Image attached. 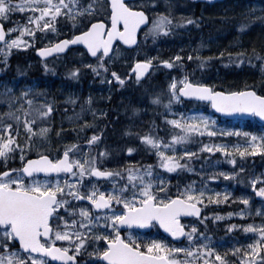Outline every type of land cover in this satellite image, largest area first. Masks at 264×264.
I'll list each match as a JSON object with an SVG mask.
<instances>
[{"label":"snow or ice","instance_id":"obj_1","mask_svg":"<svg viewBox=\"0 0 264 264\" xmlns=\"http://www.w3.org/2000/svg\"><path fill=\"white\" fill-rule=\"evenodd\" d=\"M158 7V0H0V21L11 22V16L17 11L27 9L31 13L24 27L6 29L0 23L3 64L7 67L13 47L28 46L21 40L25 32L32 39L37 30L55 33L59 18L61 26L64 21L72 22L70 33L36 48L41 57L59 54L70 45L83 46L82 55L94 58L96 63L83 64L81 61L82 67L90 68L108 83L115 80L119 85L126 80L139 84L141 78L146 80L160 65L182 69V57L176 54L169 59L132 56L123 75L110 70L113 59L125 46H129L126 51L134 49L139 56L142 43L149 37L155 41L180 23H195L192 18H181L174 25L171 13L157 11ZM17 30L20 35H10ZM244 55L237 53V61ZM247 58L251 62V55ZM257 58L264 68V55L257 54ZM187 59L193 60L191 52ZM196 59L202 67L209 57H201L197 51ZM45 70H49L47 64ZM51 71L55 72V68ZM80 72V67H73L67 74L78 78ZM31 91L28 89L16 96L4 85L0 92L7 105L6 111H0V264H81L77 257L88 248H92L88 255L95 258L93 264H264V219L259 223H227L226 232L241 229L244 233H252V237L247 244L237 242L221 252L213 246V236L206 223L208 216L201 212L209 203L232 202L229 197L233 194L227 188L216 191L209 187L210 181L221 177L236 180L241 173L247 177L254 195L264 200V170L257 173L249 168L245 172L246 157L259 154L264 158V132L224 128L215 117L195 109L187 113L171 111L173 103L191 98L210 102L219 113H250L264 118V94L248 86L235 91L215 90L189 79L188 74L179 80L171 77L166 90L151 94L150 103L162 106L175 117L164 115L165 122L173 127L166 137L139 135L146 148L155 152L156 166L130 160L123 166L109 168L105 163L109 152L101 147L103 125H90L87 120L81 126L93 128L84 141L87 149L77 143H67L58 146L53 153L49 147L53 102L44 103L29 96ZM42 95L35 93V97ZM88 105L95 116L97 110L91 107L90 97ZM81 111H84L83 105ZM131 111L136 113L140 109L132 107ZM98 114L106 113L100 110ZM75 115L79 117V113ZM61 132L58 128L55 135L63 139ZM204 136L211 142H204L201 139ZM225 137L229 140H224ZM232 137L236 139L231 141ZM189 141L195 143L194 149L184 147ZM94 142L97 150L93 154ZM133 151L132 147L127 148L128 153ZM204 152L209 155L219 152L234 166L239 157L240 164L231 170L211 174L206 173L202 165L199 186L196 181H188L183 187L177 184L173 192L170 181L159 169L168 173L195 172L191 161L207 160L208 156H199ZM16 161L19 166L12 167L11 163ZM249 199L247 195L233 197L244 205L249 204ZM256 213L264 217V211L259 208ZM211 215L220 221L225 216L244 217L252 213L239 209ZM189 217L196 220L182 222ZM157 225L171 238L183 237L186 243L177 246L179 241L170 243L165 239H143L133 235V231Z\"/></svg>","mask_w":264,"mask_h":264},{"label":"rangeland","instance_id":"obj_2","mask_svg":"<svg viewBox=\"0 0 264 264\" xmlns=\"http://www.w3.org/2000/svg\"><path fill=\"white\" fill-rule=\"evenodd\" d=\"M159 7L156 9L157 11H163L165 14H168L169 12L171 13L173 23L174 25L176 24L177 21H179L181 18H193L194 16H214V17H228L231 16L235 11H237L241 15H251L253 17L252 26H248L249 24H244L246 27L240 28L241 33H239V37L243 39L251 38L250 35H255L256 37H262L263 32H264V23L260 21L262 16H264V5H261V3H255L253 6L250 5H239L238 8L236 6L234 7L233 2H225L222 5H211V4H205L200 6L199 8L194 7V8H189L185 7L184 0H158ZM229 3V4H227ZM29 10L25 11H17L14 13V15H18L19 17L22 16L21 21L16 22L14 20L9 21H4L9 27H24L27 25L28 21V16L30 15ZM23 21V22H22ZM70 23V24H68ZM64 26H61V23H59V18H58V23H57V32L53 33L48 30H44V32H40L37 30L35 34V38L32 39L28 36L27 32H25L21 36V40L24 42L28 43L27 47L21 46L20 48L13 47L12 49H20V50H26L29 49L35 42H39L40 45H49L50 42H55L57 39H60L64 34H69L71 30V21H64L63 22ZM233 24V23H232ZM192 24H183L180 23L176 27L179 29V33H177L173 38H170L171 40H166L161 43L160 46H156L155 49L153 50L152 53L147 52L144 49H140V55L137 56L136 52L133 54L136 58H144V56H153V57H159L161 59H169L170 57L179 54L182 58L186 55H188L189 52L193 55V58L196 57L197 51L199 52V55L202 57L203 54H211L212 56L216 57L218 60L222 59L225 55L233 54L234 48L238 49H244L248 48V50L251 48V43L250 40L243 42L240 47H237L234 44V40L231 38H235L236 34H234L235 30H233V35L231 38H229V32H225L219 35H216L214 37H204V36H197L194 34L192 36V29L190 28ZM251 25V24H250ZM12 36L15 35H20V32L14 31ZM200 35V34H199ZM234 36V37H233ZM244 41V40H243ZM152 38L149 37L147 40L146 45L147 46H152ZM256 44V43H255ZM264 48V43L263 47ZM11 49V50H12ZM221 52L224 54L221 55ZM264 52V51H263ZM83 52L77 51L71 59H66L63 61H53L51 64H47L48 68L54 67L55 65H59L55 71H60L62 72L68 80L67 86L65 83H60L57 82L58 84L61 85V87H64L62 90H65V93L62 94L59 91H56L57 93H54L52 97V94L50 96H40V97H35V92H29V96H33L36 99L43 100L44 103L48 102H53L54 105V111L51 113V117L54 118V120L51 123V129L50 132L53 133V138L57 139L56 144H52L51 147H53L56 151L57 146L67 144V143H74L75 140V135L73 136H68L65 138L66 143H61L59 142L60 138H58L55 135V130L56 129H62L61 136L63 135V132L67 129L66 124H62L64 121V118L61 116L60 112H68L70 109H61L58 108L57 105L60 103L61 105H74L76 106L75 108H71L73 112L79 113V117L74 115H69L65 120H69V118H75L80 122L79 128H75V131H78V134L81 136L83 133L86 132H91L93 131L92 127L89 126H83L84 121L87 120L90 125L95 124V125H103V134L105 133V142L107 141V138H111L112 140L106 143H109L108 148H106L109 152V155L105 159V163L109 168L112 167H119L125 165L127 162L130 160L134 163L143 165V164H152L154 167L157 164V158L155 157H150L149 154H152V151H149L146 146L144 145L143 141L139 139V135L143 134H149L145 132L146 130L151 129L150 125V114L153 109L152 105L148 104L147 97L152 94L149 85L153 86V93H159L161 90L156 86V83L154 80H152V77L147 80L144 83H139L138 85H142L143 88H145V97L141 100V96L138 94H135L136 92V86L135 84L131 81L129 82L131 91L130 92H121L120 90H116L117 87H115L114 83L115 80H112L111 83L107 82V79H102L101 76L93 73L90 68L82 67L81 61H83V64H95L96 62L91 61L85 57V55H82ZM264 55V54H260ZM255 59L259 62L257 65H261L262 61L259 60L257 57ZM129 61L125 62H119V63H124L128 64ZM0 63H3V56L0 55ZM118 63L115 58L113 59L111 63V67L116 65ZM154 64H156V61H153ZM228 68H226V77L230 80H232L234 73L232 72L233 68L232 66L235 65L234 60H230L227 62ZM160 65L156 68L155 72L159 73L161 70ZM39 68L40 70H45V64L41 65L38 64L36 60H28L26 63V69L27 71H34L35 68ZM73 67H80L81 72L78 74V78H73L69 76L67 73L68 71L73 68ZM230 68V69H229ZM262 68V67H261ZM228 72V73H227ZM23 74L19 75L18 78L12 80L9 78H4L0 74V82H3L0 86V92L3 91V86L7 85L12 89V93L10 94H15L16 96H19L21 92H27L28 89H31L33 86L34 89L37 91L38 87V82L37 78L34 76L30 77V83L27 82V79L25 77H22ZM223 75V73H222ZM64 77V76H63ZM110 78V77H109ZM177 80L181 78L178 76H175ZM84 81H83V80ZM214 79H208L206 80H201V83H210L213 86H217V82L214 83ZM259 80V78H257ZM57 81V80H56ZM79 82L80 86L76 87V83ZM200 82V81H199ZM212 86V87H213ZM57 88H60L59 86ZM92 91H94L95 96H103L101 100L103 101V107H98L95 108L97 110V114L94 116V114L88 110V98L91 97ZM118 95V100L120 101V107L123 105H126L128 107V112L126 110H122L119 107H115L113 110L110 109V105L115 101V98L117 99ZM138 95V98L136 97ZM68 97H71L70 99H67ZM74 101V103H73ZM93 101H97L93 99L91 101V105ZM59 104V105H60ZM151 104V103H150ZM83 105V108L87 106L86 109H84L85 114L82 113L81 107ZM132 107L139 108L140 111L133 113L131 111ZM197 108V107H196ZM7 110V105L6 102L2 97H0V111H6ZM103 110L105 115H99V111ZM195 110L204 112L206 115H210L215 117L217 123L224 128H240L243 130V127L241 125H238L234 127L235 123L231 124H225L222 122L216 115L212 113L210 110V107L207 109L204 108H197ZM172 113H187L188 110H186L183 107V104L181 102H176L173 104L171 107ZM166 115H169L170 118H175L172 116L170 113H167L165 111ZM164 121V118H163ZM170 127H173L169 125ZM99 131V128L96 129ZM90 134V135H91ZM89 135V136H90ZM78 136V135H77ZM88 137V136H87ZM86 137V138H87ZM103 138V135H102ZM204 142H211L207 136H204L201 138ZM215 139V138H214ZM224 140H229V138L225 137L223 138ZM236 138L232 137L231 141H234ZM230 141V142H231ZM78 144V143H77ZM195 143L193 141H189L187 145L184 147L194 149ZM104 147V145H103ZM132 147L134 151L132 153L127 152V148ZM105 148V147H104ZM178 150L180 146H177ZM54 151V150H53ZM55 151L53 153H55ZM95 153V152H94ZM155 155V152H153ZM171 154V153H169ZM259 155V154H258ZM256 155V156H258ZM200 157L203 156H208L207 160L202 159L201 164L196 163L195 161H191V164L195 167L196 171L195 172H187V170L184 171H177V172H172L168 173L167 170L164 169H159V171L163 172L165 174V178H170V176H174L173 178L176 180V183L179 182V179L177 178L178 175L187 173L190 178L186 180L185 183L188 181H196L197 186H199V183L202 179V177L199 175V171L201 166H204V171L208 174H211L213 172H219V171H228L231 170L235 167H238L240 164V158L237 157V165H232L230 164L226 159L223 158L222 154L217 152L213 154H207L206 152L200 153ZM255 156V157H256ZM200 159V158H198ZM196 159V160H198ZM253 161V158L250 159ZM19 162L16 161L14 162L15 164ZM183 163V161H181ZM18 164V163H17ZM257 173L260 171L264 170V164L261 167L255 166L253 168ZM247 172V164H246V170ZM241 175V177H237L236 180H225L222 177L218 180L215 181H210L209 182V187L215 189L216 191H223L225 188L228 189L234 196H240V195H247L250 197L249 199V204L244 205L242 201H236L233 200V197H229V200H231V203L228 202H222L227 204L228 208H234L233 210H229L228 212H236L239 209H248L251 211L252 215H245L244 217L240 216H232V217H227L223 220H220L219 222L225 223L223 225V229H225V225L227 223H237V224H244V223H259L264 217H261L256 213V210L259 208L261 211H264V202H259L255 199V195L253 193V190L250 188L247 177L241 173L238 174ZM243 180L244 182L241 183L240 181ZM103 188L104 186L101 185ZM183 187V185H181ZM211 203L207 204L210 205ZM216 204V203H213ZM227 213V212H226ZM222 213L221 215H223ZM211 217L208 216V219ZM194 222L190 221L189 223ZM215 222H217L215 220ZM127 235V234H126ZM125 235V236H126ZM134 235V234H133ZM230 238L228 239H221V240H215L213 239V246L217 248L218 251H225L226 249H229L233 247L234 245L239 242V244H247L250 242V237H252V233H244L241 229H234L233 232L229 233ZM149 238H156V239H161L158 238L156 235L154 236H147L146 239ZM92 248H88L87 252H81L79 257L82 258L81 264H93V261L95 260L94 257H91L88 255V252H91ZM229 255H231L229 253Z\"/></svg>","mask_w":264,"mask_h":264},{"label":"trees","instance_id":"obj_3","mask_svg":"<svg viewBox=\"0 0 264 264\" xmlns=\"http://www.w3.org/2000/svg\"><path fill=\"white\" fill-rule=\"evenodd\" d=\"M227 2H230V1H227ZM231 2L234 3V7L236 6V8H238L240 4L241 5H246V4L253 5L254 3L253 1H250V0H236V1L233 0ZM202 5H198V7ZM262 5H264V2H262ZM193 19L195 20L196 25L192 29V36L195 34L197 38L199 36L214 37L216 35L229 32L233 29L235 30L234 34H236V37L231 38L233 35V30L229 34V38L234 40L233 45L240 47L241 45H243L242 44L243 42L250 40V42H252L251 43L252 46L249 50L247 47L244 49L234 48V51H233L234 53L231 54V57L229 55H225L220 60H218L214 56H211L210 59L205 61L202 67L197 63L195 64L187 63V64H183L184 67L182 69L177 67L176 69H174V71L180 72V70H182L184 73L188 74V76L191 79H198V78L210 79L215 75L216 72H218L217 89L219 90H234L235 91V90L244 89L245 86H248V87H252L253 89H256L259 93L264 94V68H261V65L260 66L257 65L259 62L255 59V57H257V54H264L263 52L264 48H262L263 43H264V32L262 33L263 36L259 38L256 37L255 35H250L251 38L243 39L244 40L243 41L239 37V33H241L240 25L249 24L248 26H252L253 23H250V22H252L253 17L251 15H247V16L241 15L237 11H235L231 16H228V17L226 16L225 17H214V16L202 15V16H197V17L194 16ZM260 21L264 23V16H262ZM122 50L123 49H121L118 54H120ZM125 52H126V55L122 57L121 59H117V61H126L128 59L130 60V57H131L130 54H132L133 52H128V51H125ZM241 52H243L245 55L241 60L237 61L236 54L241 53ZM14 54L15 55L11 56V58L8 59L7 67H5L3 63H0V72L2 73L3 76L8 77L9 79L17 78L19 76L18 74L19 71L23 70L24 67L26 66V62H28L27 57H25L24 55H21L20 53H17V54L14 53ZM249 55H251L252 57L251 62L247 58ZM15 56H19L21 59H14ZM232 59L234 60V63H235V65L232 66L233 68L232 72L234 73V76L232 80L229 81V79L226 77L225 70H227L226 68H228L227 62ZM195 61H198V60H195ZM127 69H128V65L116 64L114 65V67L112 66L110 70H115L119 74L123 75L127 71ZM31 76L36 77L37 82H38L37 91L32 86L31 87L32 92H35V93L40 92L47 96H50L52 94L53 98H54L53 94L56 93V91H59L62 94L65 93V90L64 91L62 90L64 87H61V85L58 84L57 82H53L55 80L53 76V71H51V69L46 71V70H40L39 68L36 67L34 71H28V75L26 78L28 83H30ZM171 77H172V71H169V70H165L163 74L158 77L157 82L160 84L162 91L166 90L167 84L170 82ZM257 78H259V80H257ZM65 85L67 86V83H65ZM114 85L115 87H117L116 90H120L121 92L125 93V92L131 91L129 80H126L123 85H119L116 82L114 83ZM58 86L60 88H57ZM77 86H80L79 82L76 83V87ZM135 86H136L135 94H138L139 96H141V100H142L145 97L146 91L142 86L138 84H135ZM138 95L136 96L137 98H138ZM70 98L71 97H68L67 99H70ZM90 98H92V100L93 99L100 100V101H97V104H98L97 107L103 106V101L101 100L103 96H95L94 91H92V95ZM114 99L115 101L110 105L111 109H114L115 107L118 106L116 104L119 101L118 95H117V99L115 98V96H114ZM184 103L186 104L187 107H190L193 105L196 107L206 108V106L202 104H197V103L188 102V101ZM57 107L61 109L70 108V106L68 105L61 106V107L57 106ZM123 109L126 110L127 108L124 106ZM162 109H163L162 106L153 107L152 117L150 118H151V122L153 125L154 133L160 137H166V134L171 130V128L168 126V124L162 121L163 116H164L162 114ZM60 114L64 118V121L62 122V124H66L67 129L63 132V135H62L63 139L60 140L59 142L66 143V140H65L66 137L75 135L74 137L78 139L79 141H81L80 144L84 145L85 139L80 137V135L78 134V131L77 132L75 131V128L76 130L77 128H79L80 122L75 118H69V120H65L68 117V114H71V112H66V113L60 112ZM243 131H251V132H255L259 134L261 132H264V126H261L258 122H255V121L248 122L245 124V126H243ZM105 135L106 134L104 133L103 134V145L104 147H107L109 143H106V142H109L112 139L107 138L106 139L107 141L105 142ZM56 143H57V139H54L52 136V133H50L49 134V147L51 148L52 151L53 150L55 151V149L51 146L52 144H56ZM103 145L101 143V147ZM93 147H95V143ZM149 156L155 157V155L153 154V151H152V154H149ZM251 158H253V161L250 160ZM193 161L199 164L203 163L202 159H198V160L194 159ZM245 161L247 164V171L249 170V168L253 169L255 166L261 167L264 164V158H262L261 155H258L256 157H246ZM13 164L14 163H11V165ZM245 170H246V165H245ZM190 177L191 176H189V174L187 173L180 174L179 182L177 183H175V180L172 179L173 177L168 179V181H170V186L172 187L173 192H175L176 190L175 186L177 184L180 185L186 182V180ZM239 177H241V175H238V178ZM227 206L228 205L225 203H220V204L212 203L210 206H207L205 208L204 215L210 216L211 214L217 213V212L225 213L230 210V209H227L228 208ZM206 223L208 225V229L211 231L212 234H214L216 229L213 228L214 227L213 220L209 219L207 220Z\"/></svg>","mask_w":264,"mask_h":264},{"label":"water","instance_id":"obj_4","mask_svg":"<svg viewBox=\"0 0 264 264\" xmlns=\"http://www.w3.org/2000/svg\"><path fill=\"white\" fill-rule=\"evenodd\" d=\"M195 2H209V3H214V2H218V1H223V0H194ZM70 47H75V46H72V45H70L68 48H70ZM83 47V46H82ZM127 48L129 47V46H126ZM68 48L67 49H65L63 52H66L67 50H68ZM63 52H61V53H63ZM54 54H56V53H53V54H51V55H49L48 57H50V56H52V55H54ZM38 55H39V53H38ZM40 56V55H39ZM41 57V56H40ZM42 58H47V57H42ZM186 99H189V100H195V99H191V98H186ZM196 101H202V100H196ZM203 102H208V101H203ZM212 110L217 114V115H219V116H222V117H225V118H228V119H234V118H243V119H249V118H251V116L253 115V114H250V113H228V114H225V113H219L216 109H214V108H212ZM261 122H263L264 123V118H261V117H259L258 115H255ZM259 200H262V198H259V197H257ZM201 212H202V210H201ZM162 229V228H161ZM139 230H142V231H149V230H151V228H147V229H139ZM163 230V229H162ZM164 231V230H163ZM165 232V231H164ZM166 233V232H165ZM167 235H169L170 236V234H168V233H166ZM173 240H175V241H181V240H183V237H181V238H172ZM56 263H59V262H56Z\"/></svg>","mask_w":264,"mask_h":264},{"label":"bare ground","instance_id":"obj_5","mask_svg":"<svg viewBox=\"0 0 264 264\" xmlns=\"http://www.w3.org/2000/svg\"><path fill=\"white\" fill-rule=\"evenodd\" d=\"M228 1H233V0H228ZM227 2V1H226ZM202 4H204L205 5V3H199L198 5H202ZM259 75V74H258ZM57 93V92H56Z\"/></svg>","mask_w":264,"mask_h":264},{"label":"flooded vegetation","instance_id":"obj_6","mask_svg":"<svg viewBox=\"0 0 264 264\" xmlns=\"http://www.w3.org/2000/svg\"><path fill=\"white\" fill-rule=\"evenodd\" d=\"M60 23V22H59ZM66 35H68V34H66Z\"/></svg>","mask_w":264,"mask_h":264}]
</instances>
